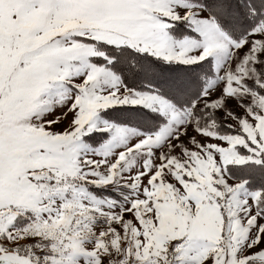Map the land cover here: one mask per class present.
Here are the masks:
<instances>
[{
  "label": "snow or ice",
  "instance_id": "1",
  "mask_svg": "<svg viewBox=\"0 0 264 264\" xmlns=\"http://www.w3.org/2000/svg\"><path fill=\"white\" fill-rule=\"evenodd\" d=\"M0 264H264V0H0Z\"/></svg>",
  "mask_w": 264,
  "mask_h": 264
}]
</instances>
